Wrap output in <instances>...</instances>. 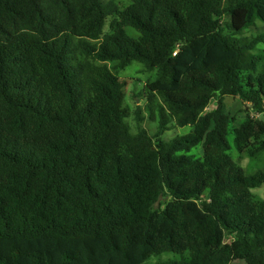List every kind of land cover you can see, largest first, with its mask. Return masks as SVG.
Wrapping results in <instances>:
<instances>
[{
	"label": "trees",
	"instance_id": "obj_1",
	"mask_svg": "<svg viewBox=\"0 0 264 264\" xmlns=\"http://www.w3.org/2000/svg\"><path fill=\"white\" fill-rule=\"evenodd\" d=\"M257 24L264 0H0V264H264Z\"/></svg>",
	"mask_w": 264,
	"mask_h": 264
},
{
	"label": "rangeland",
	"instance_id": "obj_2",
	"mask_svg": "<svg viewBox=\"0 0 264 264\" xmlns=\"http://www.w3.org/2000/svg\"><path fill=\"white\" fill-rule=\"evenodd\" d=\"M104 1L107 2L109 0H104ZM114 1L118 2L120 5H124L127 2V0H114ZM223 22H224V20L221 19L219 23L222 25ZM106 26H107V23H106ZM106 26L104 27L105 31L107 30ZM263 26L264 25H262V24L261 25L257 24L256 26L251 27L248 30L244 31L242 36H247V37L253 36L257 32L264 29ZM258 48L264 49V46L259 45ZM118 75H119L120 79L124 82V85H125L124 86L125 104L130 110V116L127 118V122H128V125H129L131 131L135 132L136 131V122L134 120L135 109L137 107L138 108L143 107L144 99H143V96H140V93H141L142 88H143L145 82L147 81L148 77L149 76L151 77L152 75L143 73L141 71V66L138 63L130 64L124 70L120 71ZM135 95H137L139 97L137 98V97H135ZM216 105H217L216 102L212 101L210 103L209 107L207 108V111H210V110L216 108ZM223 106H224L223 108H224L225 113L233 115L236 118V123L239 122L240 120L244 119L245 115L252 113L251 109L247 110L248 108H247L246 102H243L242 100L236 99V98L225 97L223 99ZM142 118L144 120L141 123V127L145 128L147 133H149L150 135H153L157 130L156 124L149 122L145 118L144 113L142 114ZM189 131H190V127H184V128L170 127L169 130H167L163 133L162 139L167 142V141L172 140L176 136L185 135ZM228 141L230 142V144L232 143L231 135L228 137ZM188 154H193L195 156H198L200 154V152L197 149H192ZM230 155L234 160H238L239 155L237 154V152L234 150L233 147L230 150ZM238 161H239V164L245 169H247L253 165V163L249 162V160L246 158H244L242 160H238ZM253 192L255 195L264 199V183L258 189L253 190Z\"/></svg>",
	"mask_w": 264,
	"mask_h": 264
}]
</instances>
